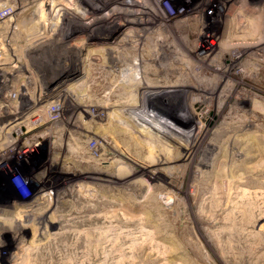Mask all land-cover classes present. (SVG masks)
Segmentation results:
<instances>
[{
    "label": "rangeland",
    "instance_id": "374dc122",
    "mask_svg": "<svg viewBox=\"0 0 264 264\" xmlns=\"http://www.w3.org/2000/svg\"><path fill=\"white\" fill-rule=\"evenodd\" d=\"M182 1L198 0H171L174 9L169 0H162L171 16L169 23L185 16ZM204 1L208 28L218 32L222 23L210 19L215 12L228 19L249 13L253 20L260 12L256 9L264 8V0H252L250 6L244 5L245 0H230L228 5ZM22 4L10 0L7 6L17 12ZM92 4L93 0H36L32 14L24 17L0 13V74L7 73L9 88L29 76V94L38 88L41 105L58 103L61 113L52 121L47 111L45 122L27 132L36 140L27 157L0 156V218L9 223L3 224V236L0 233V264H7L20 235L25 245L19 253L24 254L15 258V264H264V70L241 83L248 96L239 111H228L232 96L224 105L208 94L202 98L204 105L194 104L192 109L186 101L191 96L178 91L176 97H162L166 110L147 108L152 105L150 98H138L136 104L140 108L143 104L140 112L134 102L138 89L129 85L131 71L119 75L118 82L113 80L121 70L113 48L130 24L97 23L84 35L70 30L56 42L50 39V34L55 37L60 32L66 15L76 10L89 13ZM197 14L177 30L192 43ZM21 20L26 30L31 23L33 34L22 30ZM28 32L40 36L32 39ZM166 39L171 41L168 35ZM225 39L226 34L213 46ZM26 44L41 46L30 50ZM210 44L207 41L206 48ZM80 83L82 90L75 92L71 87ZM9 88L2 87L0 95ZM70 88L73 94L65 92ZM243 110L253 121L251 127L240 132L233 125L221 126L224 118ZM9 119L7 113H0V126ZM25 129L21 127V132ZM43 133L47 134L35 136ZM5 140L0 137V143ZM30 220L36 225L13 233V224Z\"/></svg>",
    "mask_w": 264,
    "mask_h": 264
},
{
    "label": "bare ground",
    "instance_id": "6f19581e",
    "mask_svg": "<svg viewBox=\"0 0 264 264\" xmlns=\"http://www.w3.org/2000/svg\"><path fill=\"white\" fill-rule=\"evenodd\" d=\"M9 1L10 0H6L7 3H9ZM35 1L36 0H21V2L23 4L20 6V8L18 9L17 12H16V10L9 9L7 6V3L6 4L5 3L0 4V13H4V14L9 13V15L11 13H22V16L24 17L25 13H31L32 14V10H33L32 8L34 6ZM109 1H113V0H93L92 7H91L90 11H88L89 13H77L76 12L77 10H76L75 13L66 15V16H69L70 19L69 18L66 20H65V18L62 19V23L60 25V32L57 33L56 32L57 30H56L55 32L57 33V35L54 37V36H52L54 33L50 34L52 38H50V37L49 38L54 39V41L56 42L59 40V38H60L59 36H61V34L67 33L70 30L71 31L75 30V32L78 31L79 34L84 35L83 33H86L87 30H89V28L91 27V25H93V24L97 25V23L105 22V24H106L108 22H113V21L128 23V24H130V29L128 30V33H125L121 39H118V41H116L115 48H113V49H115V53H116L115 59L118 61V63H120V69H121V70H119L120 72L118 71L117 77H115V76L113 77V80H114V82H118V77L121 78V76H119V75H122V74L124 75L128 71H131V72H129V73H131L130 78H129V82H130L129 85H133L135 88L137 87V89H138V91L136 92V94L134 96L135 97V101H134L135 104L136 103L139 104L138 98H140V101H141L143 97H149L150 101L152 102V105H149L147 108L152 107V106H155V107L160 106L164 110H166L165 108H167V107L162 105V103H163L162 97H168V96L171 97V96H174L176 92L182 91L185 94H188L189 96H191V98L189 100H186V101H187V106L189 108H192V109H193L194 104H198V103L202 104V105L205 104V102H204L205 100H203L202 98L206 94L210 95L211 97L214 96L216 99H218L219 103H223L227 96H232L233 101L231 102L230 106L228 107L229 112L234 111V110L239 111L240 109H243L242 108L243 105L245 103H247L246 100H247L248 94H247V92H245V90L242 91L241 86H240L241 83L245 79L254 78L256 75H258L259 72L264 70V8L256 9L258 6L257 7L255 6L256 7L255 9L259 10L260 12H259V15L257 16V18H254L253 20L248 18L249 13H247V14L246 13H240L235 18L228 19V18H226L227 16L224 17V15H222L221 13L215 12V14L211 15L210 19H211V22H216L218 24L222 23L223 29H222V31L218 32L212 28H208V26H210V24L207 25V22H206V19L204 16V14L207 10L206 9V3H204L205 2L204 0H198V1H192V2L182 1L185 5V13L186 14L182 19L180 18V20L174 21L171 23H169L171 16H169V14H167L166 9L163 7V5H161L162 0H133L132 3L131 2L128 3L127 0H114L113 3H110ZM229 1L230 0H221L222 4H226V5H228L227 3ZM245 1L246 2L244 3V5L246 4V6H248V5L250 6V3L252 2V0H245ZM90 2H92V1H90ZM57 3H59V2H57ZM107 3H110L112 5L109 4L110 6H107ZM169 3H170V6L172 7V9H174L175 4L171 3V0H169ZM73 6H75V5H73ZM239 8H241V7H239ZM57 10L59 11V9H57ZM195 13H198L197 15H199V18H198V20L194 21V23L192 24L193 27H191V33H196V38L194 39V43H192L191 42L192 40H190V38H187L185 36H183L181 38L182 35H180L177 30H178L179 26L186 24L189 17H191L190 16L191 14H195ZM10 17H12V16L10 15ZM45 17H46V15H45ZM47 17H48V15H47ZM49 17H48V19H49ZM63 17H64V15H63ZM195 17H197V16L195 15ZM208 17H210V16H208ZM32 18L35 19L36 17L35 18L32 17ZM42 20H45V22H46V19L43 18ZM159 20H160V25H158L159 23L157 22ZM23 21H25V20L23 19ZM26 21H28V19H26ZM21 22H22V20L19 23H21ZM33 22H35V20ZM19 23L17 22L16 24L20 25ZM42 23L44 24V22H42ZM30 24L27 25L28 26L27 30H29ZM22 25L24 26L25 24L21 23V27H22ZM35 25H36L35 27H38V25L36 23H35ZM50 25L52 27V24H50ZM45 27L47 28V24ZM23 28L24 27H22V30H23ZM55 28H57V27H55ZM167 28L168 29L170 28L169 33L165 32V31L168 32ZM43 29H44V27L42 28V30ZM53 29H54V26H53ZM49 30L51 32L52 29L49 28ZM5 31H6V29H5ZM26 31H24V32H26ZM30 32H32V34H33V31H30ZM32 34H30V36ZM38 34H37V36H40V34L39 35ZM41 34H43V33H41ZM225 34H226V39L223 42H220V44L218 46H216V47L213 46L214 43L217 42L218 39L221 36H224ZM18 35H20L19 32H18ZM18 35H17V37H18ZM22 35H25V33H23ZM35 35H34V37H35ZM167 35L171 37L170 42L166 39ZM28 36H26V37H28ZM42 36L43 35H41V38H42ZM34 37L31 36L32 39H34ZM43 37L45 38V35ZM31 38H29V40H32ZM20 39H23V38H20ZM25 39H27V38H25ZM4 40H6V38ZM48 40H46V42ZM23 41H25V40L23 39ZM33 41H35V40H33ZM38 41H39V39H38ZM72 41L74 42V40H72ZM178 41L182 42V44H180V43L178 44ZM207 41H209L211 44L209 47L206 48L205 45L207 44ZM29 42H27V43H29ZM43 42H41V43H43ZM50 42L48 44H50ZM63 42H65V40ZM76 42H77V40H76ZM58 43H60V42H58ZM16 44L19 45L18 43H15V45ZM29 44L31 45V42ZM40 44H38V46ZM174 44H177V45H174ZM23 45H25V44H23ZM30 45L29 46L27 45L28 46L27 48L30 50L34 49V48H36V49L38 48L37 45H33V44H32V46H30ZM22 47H20V48H22ZM60 47H61V45H60ZM211 47H214V49H215L214 52H210ZM96 50H98V49H96ZM45 52H46V50H45ZM3 54H5V53L3 52ZM89 57L91 58V56H89ZM22 58H23V55H22ZM88 58H86V59H88ZM103 59H104V57H103ZM39 62H40V60H39ZM236 69H238V70L236 71ZM160 73L162 76H159ZM6 74L5 75L0 74V94L2 93V87L4 89L9 88V84L7 83L8 77L6 76ZM28 75H29V72H28ZM23 78H24L23 80L21 79L22 81L20 80L21 83L18 86H16V87L11 86V88H9L6 92H4L2 95H0V113H2V112L7 113L10 117V119H9L10 121L8 120L6 123H4L0 126V137L6 138V140L3 143H0V156L4 155L3 157L6 156V159L8 158L10 153H14V154L20 155V156H26L29 154V152H32L34 150L35 145H36V140L31 139V137H29V135H27V132L31 131V129H33L37 126H41L43 124L42 122H45V118H47V111L50 112L48 114V118H47L49 120L57 121L61 116L60 105L58 103H55V105L53 103H51L50 105L49 104L41 105L40 100H37V98H36V96H38V88H37L36 93L31 96L29 94V89L27 87V85H29V83H30V79H28L30 77L27 75H24ZM215 82H216V86H214ZM83 86H84V84L80 83L77 87H74V88L71 87V88L73 90L75 89L76 91H78V90H82ZM71 88L66 90L65 92L73 94V92L75 90L72 91ZM22 97H26L25 99L28 102L24 103L25 101L23 100ZM175 97H176V95H175ZM173 99H175V98H173ZM166 100H167V98H166ZM173 102L175 103L176 101H173ZM28 103H29V105L26 106V104H28ZM89 103H90V101H89ZM138 104H136V107L139 109V111L141 110L140 112H142L143 111V104H142V108H140L141 105H139L140 106L139 107ZM223 104L226 105V102H224ZM223 104H221V105H223ZM37 105H39V106H37ZM39 107H40V109H39ZM96 108H94V109H96ZM170 108L171 107L168 106L169 110H170ZM254 108H252L251 111H253ZM172 110H174V109H172ZM247 112L248 111L243 110L241 114H239L240 112H238V114H236L235 116L233 115V116L224 118L225 120L221 121V126L226 127V126L233 125V127L238 128V130L240 132L248 129L249 127L252 126L251 124L253 121L249 118V116L247 115ZM21 127H26V129L23 132H21ZM23 133L27 136L26 137L22 136L21 134H23ZM46 134L47 133L36 134L35 136L41 137V136H44ZM253 134L252 135L250 134L248 136L253 137ZM238 137L239 136H237V138ZM239 139H241V138H239ZM95 142H96V139H95ZM246 142H248V141L246 140ZM60 143L61 142H59V144ZM63 144H64V141H63ZM72 149H73V147H72ZM72 149H71V151H73ZM41 199H43V198H41ZM31 208H33V207H31ZM41 209H42V207H41ZM248 209H249V207H248ZM261 209L259 208V211H261ZM257 210H258V208H257ZM262 215H263V213H262ZM5 219L6 218H4V217L0 218V220H1L0 221V233L2 230H5L4 229L5 225L3 226V224L7 223L9 225L8 222H5V223L2 222V220L5 221ZM13 225H14L13 226V229H14L13 233L17 234L18 231H20L21 229H23L25 227L26 228L30 227V229H31L36 224H35V221L30 220V222H28V224L15 223ZM10 226L12 228V225H10ZM6 232H8V231H6ZM37 232L39 233V230ZM1 235H2V233H1ZM15 239H17V241L15 242V245L12 246L11 252L9 251V253L7 255V257H8L7 264H15L14 263L15 258H21L22 259V256L24 254V252L19 253L20 250L24 249V248H22V246L25 245L24 244L25 240L23 239V236L20 235V237L15 238ZM20 243H23V244H20ZM0 247H3V245H0Z\"/></svg>",
    "mask_w": 264,
    "mask_h": 264
}]
</instances>
